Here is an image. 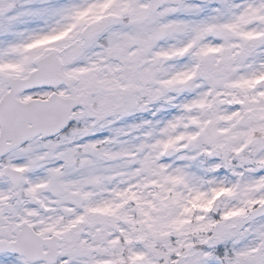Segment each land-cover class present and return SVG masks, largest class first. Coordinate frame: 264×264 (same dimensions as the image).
I'll use <instances>...</instances> for the list:
<instances>
[{"label": "snow or ice", "instance_id": "1", "mask_svg": "<svg viewBox=\"0 0 264 264\" xmlns=\"http://www.w3.org/2000/svg\"><path fill=\"white\" fill-rule=\"evenodd\" d=\"M0 264H264V0H0Z\"/></svg>", "mask_w": 264, "mask_h": 264}]
</instances>
